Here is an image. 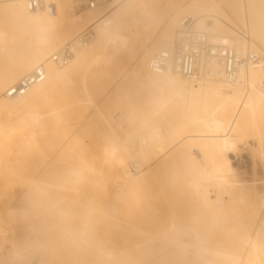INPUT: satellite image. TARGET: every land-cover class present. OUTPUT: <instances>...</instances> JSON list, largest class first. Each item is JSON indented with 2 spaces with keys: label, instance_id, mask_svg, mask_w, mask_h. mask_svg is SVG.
Listing matches in <instances>:
<instances>
[{
  "label": "bare ground",
  "instance_id": "1",
  "mask_svg": "<svg viewBox=\"0 0 264 264\" xmlns=\"http://www.w3.org/2000/svg\"><path fill=\"white\" fill-rule=\"evenodd\" d=\"M29 2L0 0V12L11 22L0 25V58L10 61L0 66V116L21 110L46 89L77 75L93 55L88 68L97 64L100 76L113 82L110 88L102 87L96 78L105 90L84 100L95 107L97 133L103 132L99 136L104 140L101 165L108 167L111 183L99 189L101 180H107L102 167L96 176L95 170L72 161L62 165L50 154L32 156L30 165L0 183V264H264V137L257 134L251 145L244 143L243 133L250 119L259 126L256 117L264 113V0H99L94 7L87 0H41L37 9ZM186 16L216 44L234 46L241 53L261 52L259 61L239 68L234 80L207 75L190 80L153 72L151 57L171 48ZM89 26L95 30L91 42L76 45L73 59L56 66L51 55ZM27 33H33L43 49L24 58L8 43L27 38ZM39 64L46 69L43 81L21 96L5 94ZM114 94L122 102L111 107ZM113 109L117 112L112 114ZM27 119L37 120L38 114L30 113ZM124 121L130 122L126 129ZM186 147L203 157L204 167L190 175L184 187L188 183L209 204H236L238 217L227 220L219 232L204 233L206 227L200 232L198 226L195 237L184 241L182 228L190 226L181 228L185 221L178 224V217L157 223L158 213L151 227L150 218L146 223L152 225L143 223L129 202L121 215L114 214L120 206L124 210L125 201L123 205L124 197L117 199L111 192L144 182L172 152L183 158ZM252 150L257 152L253 162ZM86 185L91 192L84 191ZM100 195L105 198L98 200ZM106 215L118 220L110 224L123 233L115 235L119 242L113 228L115 240L109 235L104 246L94 226L103 217L108 221ZM72 219L80 221L79 228ZM191 247L197 261L189 256Z\"/></svg>",
  "mask_w": 264,
  "mask_h": 264
},
{
  "label": "rangeland",
  "instance_id": "2",
  "mask_svg": "<svg viewBox=\"0 0 264 264\" xmlns=\"http://www.w3.org/2000/svg\"><path fill=\"white\" fill-rule=\"evenodd\" d=\"M10 23V19L4 17V13L0 12V25H8ZM26 36L27 38H24L22 40L17 39L10 41L8 43V46L10 48L19 49V55L17 56L21 55L24 58H29L35 55L38 51L42 50L43 46L37 44V40L33 33H27ZM259 55H262L261 52H259ZM2 58H0V66L1 63L4 65L10 62L7 59L5 63L4 58L3 63ZM92 59L93 55H90L77 75H74L73 77L70 76L64 80H61L56 85V87L52 89H46L45 94L39 99L30 101V103H28L24 108L10 115L0 116V183H2L3 180L7 177L11 175L14 176V174L16 172H19L23 166L30 165L32 156H34L35 154H50L54 158H56L57 161L62 165L68 164V161H72L74 164L82 167L87 171L93 172V170H95L94 175L96 176L98 175V169L102 167L104 173L106 174L107 180H101V182L99 183V189H101L105 185H108V183H111L109 179L110 171L108 170V167H106L104 164L101 165V153L104 140L103 138H101L102 135L99 136L100 134H103V132L97 133L99 132L100 128L97 127L99 122L96 126V120H94L93 117L95 107L93 108V105L85 104L84 100L89 97L94 98L95 95L97 96L102 91H104L105 88L102 89L100 86V84L102 85V82V87L108 88L113 85V82L108 77L100 76V74L98 73V71L100 72V67L97 66V64H95L94 67L93 65H91L88 68V63ZM92 67L94 68V70ZM96 78H100L99 80H101L102 82H99V80H97ZM94 79L97 80L98 86ZM97 88H99V90ZM115 96L116 94H114V98L110 100L112 105L111 107H114V104L116 103V106L118 105L119 101L117 102V100H120V102H122V99L119 95V99ZM70 103H72L71 105L74 106L69 108L68 110L61 112L59 111L60 107ZM79 103H81V105H79ZM199 109H201V107H198V110ZM111 111L112 114L117 112L114 111V109ZM30 113L38 114V119L28 120L27 115ZM256 118V122L259 121V123L256 124H259V126H257L258 128L254 127V120L250 119L252 123L248 120L249 123H247V126L245 127L243 132L245 136L244 143H249L252 145L253 140L256 141L255 138L257 137V134L262 133L261 136L264 137V113ZM110 123L112 124V126L110 124V127L114 128L115 122L111 121ZM128 123L130 124L129 121H124L122 123V126L126 129L129 126ZM250 124H252V126ZM96 128H98L97 131ZM255 128L258 129V132ZM254 132L256 135L254 134ZM121 134H124V132H121ZM187 148L188 147H186V150ZM186 150L185 156L183 158L175 156L172 152L173 155L171 153L170 156L165 158L161 165L159 167L157 166L158 169H156L154 175L146 179L144 182L133 186L131 189L117 190V193L111 192V194L117 195V199L120 200L123 196L124 198L122 199V204L124 201V204L129 202L128 206L130 205L135 208L133 214H137L138 216H140L143 223L145 224H147L150 220L151 222L149 223H152L153 225H147H152L151 227H154V225H156V222H162L161 220H164L163 222L168 221L170 217H178L177 219L180 220H176L178 224L179 222H181V220L183 222L185 221L184 224L182 222L181 224H179L180 226L182 225L181 228L183 227V225L186 226V224L192 227L194 225L193 223L195 222L194 227H192L193 229L188 227V230H184L182 228L181 231L183 240L189 241L194 238L196 233H198L200 230V232H202V230H205V227L208 228L206 230H210L207 232L205 230L204 233H211L212 231H214V229L219 232L220 226L226 223L227 220L239 216V209L237 208L238 206L233 203H227L225 205H214L207 203L206 199L194 192L192 187L188 183H186V186L188 185L187 187H191V189L189 188V190L184 191L187 188L186 186L184 187L185 182H189L192 179L191 177H193L192 175L197 174L202 170L200 168L204 167L203 157L199 153L198 155H193V152L197 153L196 150ZM254 153H257L256 150H252L249 154L251 156L250 159L252 160V162L254 156L256 155ZM15 155H18L19 158L14 159L13 157ZM61 173L62 171L60 172V174ZM190 175L191 177H189ZM62 182L65 185L69 184L68 180L63 178ZM86 186L87 187L84 188V191L88 193L91 192L92 187L90 185ZM185 192L188 194V197ZM193 192L194 194H192ZM195 194L203 198L200 199V197H198V200L197 196L195 197ZM128 197L131 198V201L133 202L132 205V202H130V199ZM96 198L98 200H102L105 198V195H100ZM191 198H194V201H192ZM135 202L138 204H136ZM125 208H127L126 204L123 206V211L122 207L120 206L119 213L116 209L115 210L117 213L113 209H110V211H113H111V214L115 212L114 214L119 216V214L121 215V213L125 211ZM158 213L159 215L161 213L162 214L159 216L157 215ZM164 214L167 216V218L166 216H164ZM108 216L109 215H106V219H108V221L104 220L105 217H103V222H99L98 225H96V222L94 226V230L98 233V236H102V238L105 237L104 240L102 238H99L100 241L102 240L101 245L104 246L109 243L110 239H107L110 238L109 235H111V238L113 237V233L111 232L113 231V228L114 232H116L114 236L116 235L117 237H119L118 234L120 233V231H122L120 230V228L113 225L114 222L110 224V221H113V219L116 220V223L114 224H117L118 220L110 216L108 218ZM147 217L150 219L148 220ZM110 218L112 220H110ZM184 218L186 219L184 220ZM188 219L191 221H187ZM153 220H155L156 222L154 223ZM146 221L148 222L146 223ZM196 221H198V224L200 225H197ZM101 223H104V229H99V225ZM107 223L108 225L110 224V226H113H106L105 228L104 225H107ZM102 224L100 225L101 227ZM72 225L76 228H79L80 221L78 219H72ZM203 226L204 228L202 229ZM96 227H98L97 231ZM117 228L119 232L118 230H115ZM189 229L191 234L188 232ZM192 233H195L194 237H192ZM116 236L115 239L117 238ZM115 239L113 237V240ZM119 240L120 238H117V241ZM191 249L192 250H190V252L188 251L189 254L191 253L189 256L192 257V259L196 260L197 258L194 256L195 252H193L194 248L191 247Z\"/></svg>",
  "mask_w": 264,
  "mask_h": 264
},
{
  "label": "built area",
  "instance_id": "3",
  "mask_svg": "<svg viewBox=\"0 0 264 264\" xmlns=\"http://www.w3.org/2000/svg\"><path fill=\"white\" fill-rule=\"evenodd\" d=\"M98 1L87 0V3L90 7H94ZM42 4L41 0H30L29 7L37 9L42 7ZM94 36L93 26L81 31L75 39L51 55L55 65L58 67L67 65L74 57V47L91 42ZM259 59V55L255 52L241 53L234 46L214 43L208 33L197 27L193 18L186 16L180 21L179 30L171 48L163 49L153 55L149 61V67L156 73L172 72L190 80L199 79L202 75L234 80L239 68L256 64ZM45 77V65L39 64L11 84L5 94L21 96L33 85L43 81Z\"/></svg>",
  "mask_w": 264,
  "mask_h": 264
}]
</instances>
